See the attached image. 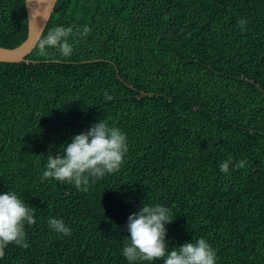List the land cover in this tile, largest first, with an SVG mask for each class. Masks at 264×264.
Instances as JSON below:
<instances>
[{
    "label": "trees",
    "instance_id": "trees-1",
    "mask_svg": "<svg viewBox=\"0 0 264 264\" xmlns=\"http://www.w3.org/2000/svg\"><path fill=\"white\" fill-rule=\"evenodd\" d=\"M70 25L92 29L70 57L35 46L0 61V193L35 210L30 246L0 264H128L143 204L170 209L169 250L202 237L216 264H264V0H57L43 35ZM26 34L25 0H0V45ZM99 120L126 134L120 171L87 191L42 180L48 155ZM228 157L247 164L226 175Z\"/></svg>",
    "mask_w": 264,
    "mask_h": 264
},
{
    "label": "clouds",
    "instance_id": "clouds-1",
    "mask_svg": "<svg viewBox=\"0 0 264 264\" xmlns=\"http://www.w3.org/2000/svg\"><path fill=\"white\" fill-rule=\"evenodd\" d=\"M37 14L33 12V16ZM237 23L241 32L246 31L248 22L245 18H240ZM91 31L88 25L54 26L46 36L37 37L36 47L41 56H48L49 49H55L67 58L72 55L74 46ZM104 99L112 100L113 97L105 92ZM127 151L126 134L107 121L99 120L86 131L73 135L71 141L63 145L62 152L48 155L41 179L71 183L77 189L87 191L90 180L120 171ZM246 164L244 159L233 162V158L228 157L220 163L219 170L227 175L230 166L241 169ZM34 211L16 192L0 193V258L4 257L9 244L22 248L30 246L26 242L25 224L35 223ZM173 218L170 209L161 204H143L128 215L125 225L128 240L122 247V255L128 264L160 259L163 264H216V250L202 237L169 250L165 225ZM48 226L57 233L71 235V229L62 219L49 217Z\"/></svg>",
    "mask_w": 264,
    "mask_h": 264
},
{
    "label": "water",
    "instance_id": "water-1",
    "mask_svg": "<svg viewBox=\"0 0 264 264\" xmlns=\"http://www.w3.org/2000/svg\"><path fill=\"white\" fill-rule=\"evenodd\" d=\"M56 2L57 0H25V11L27 15L26 37L13 47L0 45V61L28 62L30 60L28 55L34 50L37 37L43 34L54 11ZM33 12L38 14L33 16Z\"/></svg>",
    "mask_w": 264,
    "mask_h": 264
}]
</instances>
